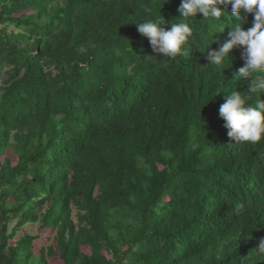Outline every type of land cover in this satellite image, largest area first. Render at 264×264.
<instances>
[{
	"label": "trees",
	"instance_id": "obj_1",
	"mask_svg": "<svg viewBox=\"0 0 264 264\" xmlns=\"http://www.w3.org/2000/svg\"><path fill=\"white\" fill-rule=\"evenodd\" d=\"M180 3L0 0V264H264V139L235 142L219 116L248 90L242 49L205 59L230 6L190 18L174 59L135 24L178 22Z\"/></svg>",
	"mask_w": 264,
	"mask_h": 264
},
{
	"label": "clouds",
	"instance_id": "obj_2",
	"mask_svg": "<svg viewBox=\"0 0 264 264\" xmlns=\"http://www.w3.org/2000/svg\"><path fill=\"white\" fill-rule=\"evenodd\" d=\"M168 2V0H164ZM218 5L231 8L230 31L218 49H208L205 59L213 69H227L234 49H242L244 66L234 73V80L246 81L248 90L244 93L236 89L226 92L225 102L219 108V116L225 121L228 136L235 142L256 144L264 139V100L257 96L254 103L246 93L264 92V0H181L177 9L178 22L166 21L160 14L152 19L135 22L138 32L146 37L152 51L174 59L187 51L186 45L193 35L190 18L202 14L203 20H220L227 13ZM243 13V15H242ZM252 14L251 27L245 28L246 16ZM170 24V28L164 25ZM207 41L197 49L204 51ZM247 105V106H246ZM255 251L264 255V237H261Z\"/></svg>",
	"mask_w": 264,
	"mask_h": 264
},
{
	"label": "rangeland",
	"instance_id": "obj_3",
	"mask_svg": "<svg viewBox=\"0 0 264 264\" xmlns=\"http://www.w3.org/2000/svg\"><path fill=\"white\" fill-rule=\"evenodd\" d=\"M28 227H30V229H31L34 233H38V234H40V239L37 240V241H35L36 245L42 243V242L44 241V237H43L44 233H43V231L40 230V229L38 228L37 225H29ZM35 251H37V249H35ZM84 251H85V252H88V253L90 252V250H89L88 247H84ZM54 260H56V264H62L61 261H59V260H57V259H54Z\"/></svg>",
	"mask_w": 264,
	"mask_h": 264
}]
</instances>
